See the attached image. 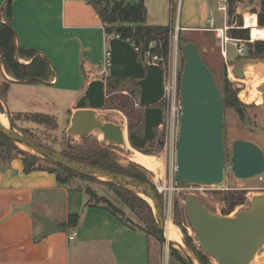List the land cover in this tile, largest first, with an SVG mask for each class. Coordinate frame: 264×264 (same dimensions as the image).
<instances>
[{"label": "crops", "instance_id": "crops-1", "mask_svg": "<svg viewBox=\"0 0 264 264\" xmlns=\"http://www.w3.org/2000/svg\"><path fill=\"white\" fill-rule=\"evenodd\" d=\"M8 1L0 0L2 15ZM177 2L176 28L213 31L222 27L217 25L218 16H223L217 0ZM11 10L9 22L17 33V44L46 56L51 73L47 80L34 82L7 75L14 79L4 77L7 89L15 98L37 97L51 108L62 107L69 122L89 83L107 75L105 53L112 37L108 38L91 0H12ZM146 23L161 25L149 21L148 11ZM11 85L15 87L12 89ZM64 91L72 94L63 97ZM57 111L47 109L45 112L50 114H43L59 119ZM42 162L37 163L41 167L30 172L25 171L21 154L0 162V264H161L153 236L122 220L104 204L91 201L87 190L76 180L60 182L56 172L49 169L51 165L46 167ZM33 212L53 220L58 225L57 231L44 235L43 222ZM72 214L81 216L74 227L67 225ZM73 231L76 236L70 240Z\"/></svg>", "mask_w": 264, "mask_h": 264}, {"label": "rangeland", "instance_id": "rangeland-1", "mask_svg": "<svg viewBox=\"0 0 264 264\" xmlns=\"http://www.w3.org/2000/svg\"><path fill=\"white\" fill-rule=\"evenodd\" d=\"M110 1L113 2L115 0ZM128 1L134 3L138 0ZM260 1L261 0H236V2L234 1V3L231 4V0H228L227 14L225 15L223 11H219L224 17L218 16L220 22H217V25L220 24L224 26L227 21L229 29L228 31L226 30V35L233 37L231 28L239 27L241 16L243 21L242 28H248L245 26V13H255L259 20L258 13L261 10ZM146 3L149 21L151 23L161 25L169 24L170 22L174 23L172 24L170 56L168 62H165V85L171 88V94L167 97H163L158 102V105L164 110V121L161 126L155 128L156 138L153 141H149L145 147L133 146L128 136L127 141L128 145L132 148L153 155L161 162V166H159L156 172L151 168L131 160L132 151L126 146L127 144L116 145L106 140L104 136L100 138L98 130L83 136L70 135L67 132L70 122L66 121L63 116L62 107L51 108V106H47L43 101H40L41 99H37V97L34 99L15 98V95H12L7 89L9 85L6 83L1 70L0 96L5 100V105L8 106L9 111L13 115L16 129L38 144L51 148L58 153L71 154L73 156H80L83 154V151L101 149L107 151L114 161L122 166L123 169L144 174L159 192L166 223L167 221H171L179 227L182 234V247L192 256L199 259L203 264L205 263L197 255L198 252L206 256L209 264H218L217 259L205 252L196 238L192 224L186 213L185 198L188 195H193L214 213L218 215L235 216L239 211L250 207L253 195L264 194V174L249 179L238 178L234 175L233 163L231 160L233 154L232 144L235 139L243 138L252 140L264 150L263 96L257 89L258 83L255 82L254 78L245 77L243 81L234 74L235 64L243 59V57L239 56L237 51L236 41L229 40L227 42L223 40V38L217 36L215 30L188 31L180 30L178 26L176 28L175 23L179 17V4L177 0H146ZM233 9L234 13H231ZM3 19H5L4 16ZM114 34L116 33L111 35L114 37ZM249 37V41L253 43L256 40H264L261 37L259 39H252L251 35H249ZM189 41H193L197 44L205 62L214 73L223 96L227 82L229 81L236 92L237 98L241 102V105L238 107L225 103L223 132L226 144V166L225 177L220 184L201 186L190 183H180L176 180L177 171L173 169L177 163V141L179 138L180 118L182 113L181 80L186 61L183 48ZM161 46L162 45L155 40L149 42L148 47L145 49L144 45H140L141 49L151 50L152 53L160 54L163 57L162 53L155 51L158 48L160 49ZM246 47L248 49L247 44ZM1 57L2 52L0 48V59L2 60ZM22 59L29 60L30 58H20L21 62L26 63ZM3 68H5L4 65ZM4 71L7 75L14 77L6 68ZM106 74V76L102 75L104 77L103 79L106 81V105L103 109L98 110V114L105 120L123 125L126 133L129 129L131 132L143 135L144 108L140 105L141 87L137 84V79L124 77L117 78L119 81H114L116 78L110 77L107 70ZM231 74L234 75V78L231 77ZM30 82H34V80ZM11 87L13 89L15 85H11ZM246 88L252 89L251 92L259 91L262 97L261 102L244 101L241 97V93ZM71 94L72 93L69 91H64L63 97ZM0 102L2 103L1 100ZM2 106L3 110L0 109V117L5 120L7 115L4 113L5 109L3 103ZM39 108H45L46 110L54 109L56 111L58 109L56 115L59 117V119L57 118L58 125L55 126V119L53 118L38 116L26 118L18 116L20 113L30 112L50 114L45 112L46 110L44 112L35 110ZM239 108L244 110V114L239 111ZM1 151L3 156H15L19 154L17 150L11 146L10 142L0 135V152ZM42 161L44 160H38L39 163ZM51 168L58 170V167L54 164H51ZM69 177L70 180L73 179L74 182L76 180V182L86 190H94L98 194V197L94 201H102L105 200L104 198H107V200H110L120 208L121 211L123 210L125 215L131 216L136 225L150 229V211L146 205H142L141 203V206L138 207L136 211H132L126 202L123 201L126 195L140 196L135 191L127 188L130 190L129 192L117 188L107 183V181L98 178H85L77 174H70ZM159 187H164L160 190L161 192L158 189ZM118 200H120V202H118ZM233 200H239L240 203L231 209L230 205ZM151 236L157 240L161 264H167L169 261L181 262L171 252L168 245L161 240L160 236L155 233L151 234ZM258 255L259 256L255 257L251 264H264V245Z\"/></svg>", "mask_w": 264, "mask_h": 264}, {"label": "water", "instance_id": "water-1", "mask_svg": "<svg viewBox=\"0 0 264 264\" xmlns=\"http://www.w3.org/2000/svg\"><path fill=\"white\" fill-rule=\"evenodd\" d=\"M109 45L111 49L110 77L137 79V84L141 87L140 105L144 108V133L140 135L128 129L126 134L133 146L145 147L149 141L156 138L155 128L161 126L164 120V110L158 102L165 94V71L159 64L145 66L139 60V53L133 43L127 39L114 36L110 39ZM183 50L186 61L181 80L182 114L177 141L176 180L180 183L220 184L224 180L226 166V144L223 132L224 96L197 44L189 41L184 45ZM250 63H259L264 66V57L243 58L234 66L235 76L245 78V67ZM0 66L3 76L8 80H14L5 73L1 59ZM258 89L262 92L264 106V82L258 86ZM106 97V81L92 80L75 104L67 132L70 135L83 136L98 130L103 133L106 140L116 145H125V127L105 120L98 114V110L106 105ZM0 100L4 104V113L9 119L8 126L0 121V133L23 151L43 159L42 164L46 167L51 164L63 166L78 174L128 188L139 195L140 193L148 195L152 200L150 204L153 207L161 240L181 262L195 264L194 260L197 258L165 236V213L159 192L150 182L76 160L38 144L16 129L13 115L5 105V100L1 96ZM239 111L244 114L242 108H239ZM232 146L231 160L236 177L249 179L264 174V150L260 145L252 140L239 138L233 141ZM185 209L196 238L204 251L217 259L218 264H251L257 253L262 250L264 245L263 193L253 195L250 207L239 211L235 216L218 215L193 195L186 196ZM33 215L43 222L44 235L57 231L58 225L49 217L38 212H33ZM197 260L199 264L202 263L199 259Z\"/></svg>", "mask_w": 264, "mask_h": 264}, {"label": "trees", "instance_id": "trees-1", "mask_svg": "<svg viewBox=\"0 0 264 264\" xmlns=\"http://www.w3.org/2000/svg\"><path fill=\"white\" fill-rule=\"evenodd\" d=\"M236 2V0H231V4ZM11 2L8 1V5L6 7L5 14H1V5H0V48L2 52V60L3 65L6 70L10 72L16 79H28V81H32V78H39L41 80H47L51 73L50 63L46 56L38 54L34 50H26L17 44V33L15 29L11 26L9 22V18L12 15L11 10ZM91 3L95 7L96 11L100 15L104 25L105 30L108 34H119L123 39H130L137 46L144 45V49L148 47L149 42L152 40L157 41L162 46L161 48L155 50L162 53L164 57V61L167 63L170 56V42H171V33L172 26L171 25H153L147 24V7L143 0L137 3H127L125 0H115L111 2L110 0H91ZM261 10L259 14V20L257 14L255 13H247L245 14V26L248 28H242V16L240 18L239 27L231 28L233 38H239L245 40L248 49H247V57L249 58H262L264 57V40H256L254 43L250 42L249 35H251L252 39H259L260 37L264 39V0L260 1ZM231 13H234V9L231 10ZM3 16H6L7 19H3ZM259 22V24H258ZM250 28V29H249ZM143 49V48H142ZM143 49V50H144ZM18 52V53H17ZM21 57H27L30 62L24 63L20 61ZM114 81H119V79H114ZM224 99L226 104H230L232 106L238 107L241 105L240 100L237 98L235 90L232 88L231 83L228 81L226 89L224 91ZM0 109L3 110L2 103L0 102ZM19 117L33 118L35 116L44 117V118H53L55 126L58 125L57 117L53 115H47L43 113H25L19 114ZM131 129V127H130ZM0 135L5 138L8 142H10L11 146L17 150V152L23 155L25 162V171L30 172L35 168L41 167V165H37L38 160L40 158L36 155L28 153L20 149L16 144H14L9 138L0 133ZM138 147V146H137ZM2 151L0 152V162L8 161L12 159L14 156H3ZM71 158H74L79 161L87 162L93 165H98L101 167L109 168L118 172H122L126 175L137 177L144 179L149 182L144 174L141 172H132L127 169H123L122 166L117 164L114 159L110 156L107 151L101 149H94L90 151H83V154L80 156H73L69 154H64ZM57 166V165H56ZM58 170L55 168H49L53 172H56L57 178L62 183H67L70 180V174H78L68 168L63 166H57ZM85 178H95L92 176L81 175ZM107 183L112 184L113 186L124 189L130 192L125 187L116 185L112 182L107 181ZM87 193L90 195L91 201H94L98 194L91 189H87ZM102 201H95L97 204L102 203L108 208H110L113 212H115L122 220L129 222L131 225L135 227H139L146 231L149 235L156 234L159 235L157 223L155 220V215L153 211L152 205L146 201L144 198L140 196H129L126 195L123 200L126 202L128 207L132 211H136L138 207L142 205H146L148 210L150 211L149 217L151 219L150 229L143 228L134 223V219L131 216H127L124 214L123 210L121 211L115 204H113L107 198ZM239 200H233L230 207L233 209L235 206L239 204ZM123 212V213H122ZM80 214H72L69 216L67 225L74 227L77 226L80 222ZM153 231V233H152ZM200 259L205 263L209 264L206 256H203L200 252L197 253ZM178 259V258H177ZM179 260V259H178Z\"/></svg>", "mask_w": 264, "mask_h": 264}, {"label": "bare ground", "instance_id": "bare-ground-1", "mask_svg": "<svg viewBox=\"0 0 264 264\" xmlns=\"http://www.w3.org/2000/svg\"><path fill=\"white\" fill-rule=\"evenodd\" d=\"M245 74H246L245 77L254 78L255 82L258 83V86H260L264 82V66L260 65L259 63H250L249 65H247L245 67ZM231 77L234 78V75L231 74ZM241 79L243 81L245 80L244 78H241ZM258 86H257V89H258ZM251 90L252 89H250V88H246L241 93L242 99L246 102L255 101L257 103H260L261 99H262V97H261L262 92L259 89L258 90L261 92V94L259 91L251 92ZM5 120L2 119V117H0L1 123L8 126L9 125L8 116L6 117ZM6 122H7V124H6ZM99 134H100V138H102L104 136L101 131H99ZM125 138H126V144H127L126 146H128V148H130L132 151L131 160L138 162L145 167L151 168L154 172H156L157 169H159V166H161V162L155 156L144 153L142 151H139L135 148H132L130 145H128L126 131H125ZM163 188L164 187H159V190H162ZM140 195L144 199L148 200L149 203H152V200L148 195H146L144 193H140ZM165 236L167 237L168 240L174 241L176 243V245L179 244L182 246V234H181L179 227L175 223H173L171 221H167V223L165 222ZM258 256L259 255L257 253L256 257H258ZM194 261H195V264H199V261L197 259H195Z\"/></svg>", "mask_w": 264, "mask_h": 264}, {"label": "built area", "instance_id": "built-area-1", "mask_svg": "<svg viewBox=\"0 0 264 264\" xmlns=\"http://www.w3.org/2000/svg\"><path fill=\"white\" fill-rule=\"evenodd\" d=\"M217 8H218L219 11H221V12L223 11L224 14L226 15L227 14L226 12L228 10V0H217ZM228 29H229V25H228V23L226 21L224 26L216 27V28H213L212 30H215L217 36L223 38V40H225L227 42L229 40L236 41V47H237V51L239 53V56L245 58L247 56V47H246L247 43H246V41L242 40V39H239V38L229 37V35H226V30L228 31ZM114 36H120V35L119 34H114ZM111 37H113V36L109 34L108 38L110 39ZM127 40L132 42L130 39H127ZM133 45L135 46L136 50L139 53V60H141L145 66H147L149 64H159V65H161L163 67V69L165 71V69H166L165 61H164V58L160 54H154V53L151 52V50H142L141 47L137 46L135 43H133ZM110 65H111V49L109 47L106 50L105 61H104L105 70H107L108 72H109ZM165 73H166V71H165ZM164 86H165V94H164L163 97H167V96H169L171 94V88H168L167 85H165V79H164ZM173 169L175 171H177V169H178L177 163L175 164ZM190 184H196V185H201V186L202 185H212V184H197V183H190ZM75 236H76V232L73 231L69 235V239L73 240L75 238Z\"/></svg>", "mask_w": 264, "mask_h": 264}, {"label": "flooded vegetation", "instance_id": "flooded-vegetation-1", "mask_svg": "<svg viewBox=\"0 0 264 264\" xmlns=\"http://www.w3.org/2000/svg\"><path fill=\"white\" fill-rule=\"evenodd\" d=\"M2 58V57H1ZM2 61V60H1ZM2 64H3V61H2Z\"/></svg>", "mask_w": 264, "mask_h": 264}]
</instances>
